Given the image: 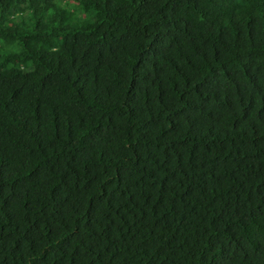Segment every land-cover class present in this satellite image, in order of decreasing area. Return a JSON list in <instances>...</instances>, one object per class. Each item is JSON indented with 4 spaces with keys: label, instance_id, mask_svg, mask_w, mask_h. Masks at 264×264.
Wrapping results in <instances>:
<instances>
[{
    "label": "trees",
    "instance_id": "1",
    "mask_svg": "<svg viewBox=\"0 0 264 264\" xmlns=\"http://www.w3.org/2000/svg\"><path fill=\"white\" fill-rule=\"evenodd\" d=\"M65 6L0 0V264H264V0Z\"/></svg>",
    "mask_w": 264,
    "mask_h": 264
},
{
    "label": "rangeland",
    "instance_id": "2",
    "mask_svg": "<svg viewBox=\"0 0 264 264\" xmlns=\"http://www.w3.org/2000/svg\"><path fill=\"white\" fill-rule=\"evenodd\" d=\"M55 2H56V4L58 5V6H60L61 8L62 7H66V13H68V15H70L71 17H72V20H73V24H75V25H77V24H81V23H83V22H87V21H91L92 20V14H86V13H84V12H82L80 9H75V10H73L70 6H65V4H66V0L64 1V0H55ZM69 3H71L70 1H69ZM67 4H68V2H67ZM54 14L53 13H50V12H48L44 17H43V19L39 22V23H32V24H39V25H46L47 27H49L50 26V23H49V21L50 20H53V18H54ZM55 18H56V16H55ZM20 19V18H19ZM18 19V20H19ZM34 22V21H33ZM31 22L29 21L28 22V25L30 24ZM18 48H17V50H10V49H5L4 48V50L2 51V52H0V58H3V56L5 55V54H7V53H14V52H18ZM14 66H16V65H14Z\"/></svg>",
    "mask_w": 264,
    "mask_h": 264
}]
</instances>
